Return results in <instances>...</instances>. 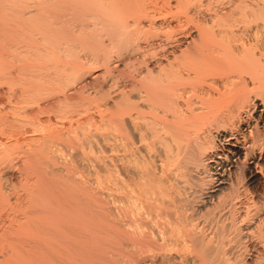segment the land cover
<instances>
[{
	"label": "bare ground",
	"instance_id": "bare-ground-1",
	"mask_svg": "<svg viewBox=\"0 0 264 264\" xmlns=\"http://www.w3.org/2000/svg\"><path fill=\"white\" fill-rule=\"evenodd\" d=\"M155 3L0 0V264H88L111 202L145 250L264 264V0Z\"/></svg>",
	"mask_w": 264,
	"mask_h": 264
},
{
	"label": "rangeland",
	"instance_id": "rangeland-1",
	"mask_svg": "<svg viewBox=\"0 0 264 264\" xmlns=\"http://www.w3.org/2000/svg\"><path fill=\"white\" fill-rule=\"evenodd\" d=\"M142 2H144V5H146V3L145 2H147V5L146 6H148L149 8L150 7H152V6H154L153 5V3L154 4H156L155 3V1H157V0H151V3H152V6H151V3H149L150 4V6H149V4H148V2L150 1V0H141ZM158 2H159V0H158ZM174 12H172V14H173ZM78 15V17L76 18V16ZM76 16H74V17H71V18H69L70 20H68V22L69 23H72V25H76V24H74V22H72L71 20H73L74 18V21L75 22H77L78 21V19L80 18V16L82 15H80L79 16V14H77ZM98 13H97V15L95 14L93 17H94V20H93V17L92 16H90V17H88V18H92L91 20H93V21H99L98 19H99V17H98ZM170 15H171V13H170ZM169 14H168V17H169V19L170 18H172L171 16H170ZM174 15V14H173ZM172 15V16H173ZM95 16H97L96 17V19L97 20H95ZM100 16V15H99ZM82 17V19H83V17H84V20H81L82 21V23H84L83 21H85L86 19H85V16L84 15H82L81 16ZM87 18V20L89 21V23H91L90 22V19H88ZM102 17L100 16V19H101ZM77 19V20H76ZM81 19V18H80ZM71 21V22H70ZM81 21H79V22H81ZM78 22V25H80L81 23H79ZM98 24V22L95 24V22L94 23H92V25H97ZM99 24H101L100 22H99ZM71 25V24H70ZM112 29V28H111ZM110 28H108V29H106L105 28V30H101L100 32H98V40H97V42L99 41V39L101 40V38L102 39H105V37H106V40L108 39L107 38V36L108 37H111V36H113V35H117L118 36V33H116V31L117 30H115V32L113 31L114 30V28H113V30H112V34H111V36H109V33H110ZM117 32H119V31H117ZM115 33V34H114ZM102 34V35H101ZM108 34V35H107ZM100 35V36H99ZM118 38V37H117ZM93 41V40H92ZM102 41V40H101ZM101 41H99V42H101ZM104 41V40H103ZM95 40L93 41V42H89L86 46H84L83 45V48L85 47V49H87L86 51H89V49H91V50H93L92 48L94 47L95 49H97L96 48V46L95 45H97L98 43H97ZM106 42V41H105ZM105 42H102V44H104ZM118 42V41H117ZM106 43H108V42H106ZM105 43V44H106ZM84 44V43H83ZM86 44V43H85ZM100 44V43H99ZM99 44H98V46H99ZM88 45H91V46H88ZM93 46V47H92ZM103 46V45H102ZM100 47H101V44H100ZM85 49L83 50V52L85 53ZM90 52V54H91V51H89ZM89 52H87V53H89ZM83 53V54H84ZM82 54V53H81ZM102 68V67H101ZM98 69H100V67H96V70H98ZM115 87V86H114ZM114 89L115 90H117V86L115 87V88H112V90L111 91H113L114 92ZM97 147V148H96ZM95 147V149H94V151H92V152H94L93 153V155H91V153L90 152H88L86 155L85 154H83L81 151H78V152H76V154H75V158H76V161H77V164L80 166V167H83V168H81V169H83V170H89L88 168L90 167V169H92L91 171H93V165L95 164L96 165V167H98L99 169L102 167V168H104V161H107V160H104V159H102V158H105V157H108V155H110L109 153L107 154V152H105L106 154H102L101 152H100V148L98 147V146H96ZM105 146H103L102 145V148H104ZM99 148V149H98ZM107 148V147H106ZM107 151H108V148H107ZM78 153V154H77ZM95 154H97V156L95 155ZM118 155L119 154H117V157H118ZM98 156H100V157H98ZM115 156H116V154H115ZM152 156L153 157H151L150 159L154 162V164L158 167L159 165H160V162H159V160H158V158H156V156L154 157V155L152 154ZM88 157V158H87ZM92 157V158H91ZM94 157V158H93ZM98 158H100V159H98ZM91 159V161H94L92 164L93 165H91V163L89 162V160ZM99 160H102V161H99ZM155 160V161H154ZM84 161V162H83ZM96 161V162H95ZM151 161V162H152ZM78 162H80V163H78ZM99 162V163H98ZM103 163V164H101V163ZM152 162V163H153ZM94 165V166H95ZM100 165H101V167H100ZM86 168H85V167ZM100 169V170H103V169ZM98 169V170H99ZM250 190H251V193H253L252 195H250V196H252V198L254 197V200L255 201H262V199H261V194H262V190H263V187H261V184L259 183H256V184H254V185H252L251 186V188H250ZM104 195H102L101 196V199H102V201H101V203H103V205H104ZM248 199H250V200H247L249 203L247 204L246 202V200L244 201L245 202V204H240L241 206H237V208L235 209V213L238 215L237 217H238V219H240V221H237L238 223H237V226H242V229L244 228V227H247V226H250V227H254V224H252L253 222H255L256 221V217H255V211H252V210H254L253 208H252V210L251 211H249L248 212V208H249V205H250V202H252L253 200L251 199V197H249ZM104 200V201H103ZM248 206H247V205ZM259 204H261L260 202H259ZM101 205V204H100ZM115 205V206H114ZM246 205V207H244ZM105 207H106V203H105V205H104ZM250 206H252V205H250ZM100 207H103L102 205L100 206ZM113 207V208H112ZM118 205H117V207H116V204H114V203H110L109 205H107V208L109 209V211H108V209H107V216L109 215V214H111V215H109L108 216V218H107V216H106V219H108V220H110L111 221V219H113L111 222H112V224L114 223V225L115 226H113V228H115V229H113L114 231V233H113V237L109 240H107V238H105L106 237V235L104 236L103 234V230H101V228L100 227H98V228H95V231H97L96 232V236H95V239H94V243L93 244H95V245H93V247L90 249V253H89V256H91L89 259H90V261H88V264L91 262L92 264H194V261L196 260V261H198L197 260V258L196 259H193V258H195L196 257V255H194V253L192 254L191 252V255H193V257H189V256H191V255H188V251H187V255H188V257H187V255L184 253V251H180L181 249H179V248H176V247H173L172 249H168L167 250V252L165 251L164 252V250L165 249H163V251L162 250H158V251H160L159 253H157V250H154L153 251V249H150V251H148V249L147 250H145L146 249V247L144 246V245H148L150 242H152V244L154 243V242H156L157 240H159L157 237H154L155 236V234H156V231H157V229L155 228V226H154V224H152L153 222L151 221V219L150 218H143L142 219V222H141V227H143L142 229H140V228H138V224L135 222V220H134V222H135V224H134V222H133V219L134 218H132V216L131 215H128V217L126 218V215H122L121 213H120V211H119V209H118ZM98 208V207H97ZM98 209H100V208H98ZM196 209H199L198 207H196ZM247 209V210H246ZM111 210V211H110ZM248 212V213H247ZM190 213V212H189ZM252 213V214H251ZM117 214V215H116ZM246 214H249L248 216H249V219H245V221H243L244 219L243 218H245V215ZM201 215L202 214H199V216H196V217H198L196 220H198V221H200V222H202V220H201ZM255 217V219L254 220H252L254 217ZM118 216V217H117ZM109 217H111L110 219H109ZM123 217V218H122ZM195 217V218H196ZM261 217V216H260ZM252 218V219H251ZM258 218V217H257ZM261 219V218H260ZM107 220V221H108ZM115 220V222H113ZM146 220V221H145ZM150 220V221H149ZM109 221V222H110ZM145 221V222H144ZM253 221V222H252ZM125 223V224H124ZM132 223L134 224V225H132ZM149 223V224H148ZM196 223H197V221H196ZM199 223V222H198ZM242 223V224H241ZM239 224H241V225H239ZM245 226H244V225ZM246 224H247V226H246ZM251 224V225H250ZM126 225H128V226H126ZM144 226H145V228H144ZM122 227V228H121ZM124 227V228H123ZM127 228V229H126ZM133 228V229H132ZM131 229V230H130ZM117 232H116V231ZM131 231V232H130ZM134 231H135V233H134ZM138 231V232H137ZM148 232V233H144L145 235L146 234H148L147 235V242L146 243H148V244H146V243H144L142 240H143V238H142V236L140 235V233L139 232ZM127 232V233H126ZM152 232H154L155 234H153V236H151L152 235ZM112 233H111V235H112ZM151 233V234H150ZM99 235V236H98ZM101 235H103V237L101 236ZM98 237V238H97ZM111 237V236H110ZM129 237V238H128ZM153 239H152V238ZM103 238V239H102ZM132 238V239H131ZM139 238V239H138ZM142 238V239H141ZM136 239H138V240H136ZM108 242H107V241ZM131 240V241H130ZM133 240V241H132ZM139 240H140V242H139ZM152 240V241H151ZM98 241H99V243H98ZM106 241V242H105ZM139 243H138V242ZM115 242H117V243H115ZM129 242V243H128ZM136 242V243H135ZM141 242H143L142 244H141ZM104 243V244H103ZM127 243V244H126ZM101 244V245H100ZM136 246H135V245ZM248 245H250V246H252V243H247ZM113 245H115V246H113ZM138 245V246H137ZM121 246V247H120ZM100 247V248H99ZM103 248V249H102ZM137 248V249H136ZM109 249V250H108ZM121 249V250H120ZM176 249V250H175ZM98 250H100L99 252H98ZM104 250V251H103ZM115 250V251H114ZM101 251H103V252H101ZM123 251V252H122ZM152 251V252H151ZM156 251V252H155ZM177 251V252H176ZM179 251V252H178ZM94 252V253H93ZM105 252V253H104ZM139 252V253H138ZM145 252V253H144ZM148 252V253H147ZM169 252V253H168ZM173 252V253H172ZM181 252V253H180ZM96 253V254H95ZM144 253V254H143ZM171 253V254H170ZM178 253V254H177ZM102 254V255H101ZM103 254H105V255H103ZM161 254V255H160ZM184 254V255H183ZM97 255V256H96ZM137 255H140V256H137ZM96 256V257H95ZM137 256V257H136ZM182 256H183V258H182ZM184 256H186L185 258H184ZM195 256V257H194ZM107 257V258H106ZM157 257V258H156ZM178 257V258H177ZM95 258V259H94ZM103 258V259H102ZM150 258V259H149ZM187 258V259H186ZM191 258V259H190ZM91 259H92V261H91ZM131 259V260H130ZM152 259V260H151ZM184 259H186L185 261H184ZM183 260V261H182ZM189 260V261H188ZM193 262H192V261ZM97 261V262H96ZM151 261V262H150ZM186 261H188V262H186ZM195 261V262H196ZM80 262V261H79ZM185 262V263H184ZM191 262V263H190ZM90 263V264H91ZM198 263V262H197ZM197 263H195V264H197ZM199 264V263H198Z\"/></svg>",
	"mask_w": 264,
	"mask_h": 264
}]
</instances>
